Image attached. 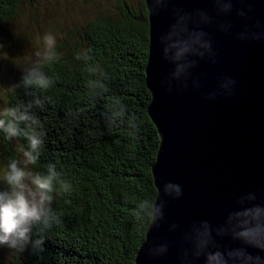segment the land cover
I'll list each match as a JSON object with an SVG mask.
<instances>
[{"label":"trees","instance_id":"obj_1","mask_svg":"<svg viewBox=\"0 0 264 264\" xmlns=\"http://www.w3.org/2000/svg\"><path fill=\"white\" fill-rule=\"evenodd\" d=\"M34 0H0V27L12 21L21 3ZM116 14H97L69 39L57 46L62 54L47 73L55 85L40 93L41 103L32 111L38 116L45 147L35 170L49 161L68 178L73 190L66 204L53 207L61 223L46 233V251L15 253L3 264H135L146 233L134 217L140 199L157 196L152 166L160 138L148 114L151 93L146 85L150 45L149 12L145 0H118ZM68 44V45H67ZM91 49L94 60L110 74V96H120L135 113L138 139L125 126L110 127L104 119L103 102L94 101L85 87L89 78L75 55ZM21 78L18 75L14 84ZM32 97L17 89L9 106L27 104ZM69 113H72L70 116ZM3 135V133H2ZM3 144V160L17 157L15 142Z\"/></svg>","mask_w":264,"mask_h":264},{"label":"water","instance_id":"obj_2","mask_svg":"<svg viewBox=\"0 0 264 264\" xmlns=\"http://www.w3.org/2000/svg\"><path fill=\"white\" fill-rule=\"evenodd\" d=\"M145 1L150 25L146 85L152 96L148 114L160 138L151 171L157 195L159 187L173 182L181 185L183 196L169 200L167 223L146 233L145 241H168V255L149 258L144 241L135 264H180L179 242L194 222L206 220L214 229L228 227L229 214L241 207L237 201L250 192L264 204V40L238 38L246 29L258 31L257 20L264 25V0H233L228 16L217 14L213 0H170L166 10L152 16L149 0ZM248 5L253 9L248 18L238 16L237 10L247 12ZM173 9L188 14L204 11L212 17L210 24L190 23L189 28L208 33L216 63L197 58L188 88L174 86L168 92L161 81L173 66L163 59L159 38L175 23ZM223 23L232 27L225 32ZM225 76L237 81L233 95L209 99L208 94L220 92ZM193 80L199 87H193ZM173 223L178 228L170 232ZM213 235L222 250L241 246L228 236H216L215 231ZM248 251L264 255L252 248Z\"/></svg>","mask_w":264,"mask_h":264},{"label":"clouds","instance_id":"obj_3","mask_svg":"<svg viewBox=\"0 0 264 264\" xmlns=\"http://www.w3.org/2000/svg\"><path fill=\"white\" fill-rule=\"evenodd\" d=\"M170 0H149L152 16H158L166 10ZM218 15L228 16L233 12V0H213ZM252 5L247 12L241 8L237 15L248 18ZM175 23L162 34L159 42L162 45L163 59L172 66L169 75L161 81V87L168 92L177 89H187L192 70L198 67L197 58L207 57L216 63L215 51L208 33L189 28V24H210L212 17L204 11L194 14L184 13L182 9H173ZM221 29L227 32L232 25L223 23ZM258 31L247 29L238 34L240 40H264V25L256 21ZM43 46L32 52L31 63L17 67L21 71L18 82L8 87L10 93L23 89L25 96L32 97L25 104L15 106L5 105L0 108V133L7 141L15 142L17 157H10L0 173V248L9 252L23 254L29 249L34 255L46 251V233L54 225L61 223V216L53 207L57 199H68L72 194L73 185L58 170L57 164L49 161L43 166V171L35 170L45 147V137L40 131L41 122L34 106L41 103L40 93L55 85V80L46 68L52 63H59L62 54L57 51L56 37L46 33L42 37ZM3 45H0L2 48ZM75 59L82 61L84 70L88 73L85 87L91 93L94 101L103 102V116L110 127L125 126L132 140L138 139L139 129L135 113H129L127 105L120 96H110V74L97 62L91 49H82L76 53ZM237 81L231 77L222 78L219 93L208 94L209 99L217 95L230 97L233 95ZM193 87H199V82L193 80ZM71 116L72 113H69ZM159 187V186H158ZM183 196L181 185L166 182L159 187L158 195L153 199H140L134 207V217L140 227L149 232L159 229L167 223L165 208L169 200H178ZM237 203L241 207L228 216V227L214 229L208 221L194 222L179 242L180 264H195L203 260V264H264V255H253L249 248L257 253H264V204L257 202L255 193L242 196ZM245 205H247L245 207ZM178 225L173 223L170 232L176 231ZM228 236L241 246L222 250L217 246L215 236ZM148 247L146 255L149 258H164L171 247L168 241L155 242L148 239L144 242Z\"/></svg>","mask_w":264,"mask_h":264},{"label":"rangeland","instance_id":"obj_4","mask_svg":"<svg viewBox=\"0 0 264 264\" xmlns=\"http://www.w3.org/2000/svg\"><path fill=\"white\" fill-rule=\"evenodd\" d=\"M118 0H34L32 4L23 2L16 17L0 27V108L9 106L8 87L21 74L17 65L24 67L31 63L32 52L42 47V37L51 33L56 37L57 46L68 41L72 30H76L97 14H116ZM131 1V0H130ZM135 0H132L134 3ZM80 40L78 36L69 39L70 46ZM67 44V45H68ZM17 64V65H16ZM14 73V74H13ZM0 133V173L6 166ZM14 252L0 248V264L7 262Z\"/></svg>","mask_w":264,"mask_h":264},{"label":"bare ground","instance_id":"obj_5","mask_svg":"<svg viewBox=\"0 0 264 264\" xmlns=\"http://www.w3.org/2000/svg\"><path fill=\"white\" fill-rule=\"evenodd\" d=\"M14 74V73H13Z\"/></svg>","mask_w":264,"mask_h":264}]
</instances>
